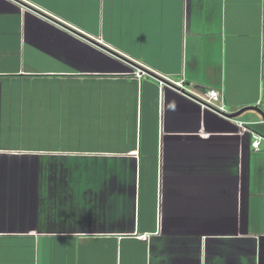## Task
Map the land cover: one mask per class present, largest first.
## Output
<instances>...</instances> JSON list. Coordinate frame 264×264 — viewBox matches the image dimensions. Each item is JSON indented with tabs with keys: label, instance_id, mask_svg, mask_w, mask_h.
<instances>
[{
	"label": "crops",
	"instance_id": "crops-1",
	"mask_svg": "<svg viewBox=\"0 0 264 264\" xmlns=\"http://www.w3.org/2000/svg\"><path fill=\"white\" fill-rule=\"evenodd\" d=\"M95 39L264 112V0H0V264H264V143Z\"/></svg>",
	"mask_w": 264,
	"mask_h": 264
},
{
	"label": "built area",
	"instance_id": "built-area-1",
	"mask_svg": "<svg viewBox=\"0 0 264 264\" xmlns=\"http://www.w3.org/2000/svg\"><path fill=\"white\" fill-rule=\"evenodd\" d=\"M144 73H145V70H143L142 68L136 69L133 72L134 76L137 78H141ZM168 80L172 82L173 85L168 84L163 81H161V85L172 87L178 93L197 102L203 109H208L221 117H225L227 119H233L237 123V125L240 127L241 133H249L251 135L252 137L251 147L254 150L261 149V144L264 141V132L259 133L255 131L249 126V124H251L249 122H243L235 118L229 117L228 113H230V111L225 102V97L218 89L212 88L206 92H197L194 89H192L189 85H187V83H185L184 80H170V79ZM259 124L264 125V120L259 122ZM141 237L143 239H148L149 235L142 234Z\"/></svg>",
	"mask_w": 264,
	"mask_h": 264
},
{
	"label": "rangeland",
	"instance_id": "rangeland-1",
	"mask_svg": "<svg viewBox=\"0 0 264 264\" xmlns=\"http://www.w3.org/2000/svg\"><path fill=\"white\" fill-rule=\"evenodd\" d=\"M244 113H248V111H246ZM257 127L261 132L264 131V125L263 124H258ZM27 136H28V134L25 133L21 137V140H23V146H46L45 144L49 143L47 141H44V139H42V141H39L37 139L38 137H35V135H34L32 141H34L37 145H27V142L29 141ZM70 136H72V137L74 136V138H76V139L71 138ZM263 143H264V141H263ZM52 144H54V143H52ZM55 144H57V145H61V144L62 145H69V144L70 145L71 144H73V145H95V135L94 136L93 135H88V136L83 135L82 138L79 135H71V134L68 136L65 135V139L63 142L60 143V141H57V143H55ZM21 145H22V143H21Z\"/></svg>",
	"mask_w": 264,
	"mask_h": 264
},
{
	"label": "water",
	"instance_id": "water-1",
	"mask_svg": "<svg viewBox=\"0 0 264 264\" xmlns=\"http://www.w3.org/2000/svg\"><path fill=\"white\" fill-rule=\"evenodd\" d=\"M30 7H31V6H30ZM31 8H33V7H31ZM33 9H34L36 12H39V13H41V14H44V13H42L41 11L37 10L36 8H33ZM76 32H77V31H76ZM77 33L80 34V35H82L83 37H85V38L91 40V38H89L87 35L82 34V33H79V32H77ZM92 41L95 42L96 45H98V46L104 48L105 50H107V51H109V52H111V53H113V54H115V55H117V56H119L120 58H123V59H125V60L130 61L128 58H126V57H124L123 55H121L120 53H118V52H116V51L110 49L109 47L103 45L102 43H100V42L97 41L96 39H95V41H94V40H92ZM130 62H132V61H130ZM132 63H133L134 65H136V66L142 68V69L145 70L146 72L152 74L153 76L157 77L158 79H160V81L166 82V83H168V84H172L170 81L164 79L163 77H161V76H159V75L153 73L152 71H150V70H148V69H146V68H144V67H141V65H138V64L135 63V62H132ZM172 85H173V84H172ZM251 109H252V110H256V111H258V112L261 114L262 119L264 120V112H263L260 108H258L257 106H245V107H242V108H240L239 110H237V111H235V112L228 113V116L231 117V118H234V117H237V116L241 115V114L244 113L245 111H247V110H251Z\"/></svg>",
	"mask_w": 264,
	"mask_h": 264
}]
</instances>
